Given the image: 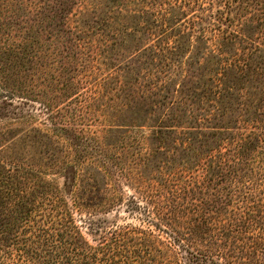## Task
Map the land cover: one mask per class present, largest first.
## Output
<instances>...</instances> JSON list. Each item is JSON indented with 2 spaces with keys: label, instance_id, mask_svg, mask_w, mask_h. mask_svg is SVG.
<instances>
[{
  "label": "trees",
  "instance_id": "obj_1",
  "mask_svg": "<svg viewBox=\"0 0 264 264\" xmlns=\"http://www.w3.org/2000/svg\"><path fill=\"white\" fill-rule=\"evenodd\" d=\"M9 3L0 264H264V0Z\"/></svg>",
  "mask_w": 264,
  "mask_h": 264
},
{
  "label": "rangeland",
  "instance_id": "obj_2",
  "mask_svg": "<svg viewBox=\"0 0 264 264\" xmlns=\"http://www.w3.org/2000/svg\"><path fill=\"white\" fill-rule=\"evenodd\" d=\"M5 3V5L10 6L11 3L8 4L9 0H0V3L2 5ZM17 1V0H16ZM60 19L55 18V22L59 23ZM129 191H127L128 193ZM132 194V193H129ZM120 218L116 217L114 214L107 215V216H97L93 218V216H85V220H89L91 225L88 223L86 225L81 224L83 227L82 233L84 237L91 243H94V240L97 239L100 235L97 234V232L102 230V228H106L112 224L113 221H117L119 224H126V223H137L136 220H133L132 218H129L126 214L122 213ZM94 224V225H93ZM97 226H101L98 228ZM98 228V229H97Z\"/></svg>",
  "mask_w": 264,
  "mask_h": 264
}]
</instances>
